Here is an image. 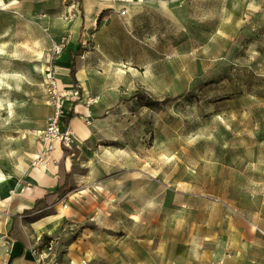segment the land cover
Instances as JSON below:
<instances>
[{
	"label": "rangeland",
	"instance_id": "obj_1",
	"mask_svg": "<svg viewBox=\"0 0 264 264\" xmlns=\"http://www.w3.org/2000/svg\"><path fill=\"white\" fill-rule=\"evenodd\" d=\"M144 1L127 21L106 10L74 43L88 82L56 72L64 103L97 110L103 145L164 174L165 196L215 195L264 230V0ZM82 16L78 0H0V172L17 182L40 149L34 129L55 114L47 72Z\"/></svg>",
	"mask_w": 264,
	"mask_h": 264
},
{
	"label": "crops",
	"instance_id": "obj_2",
	"mask_svg": "<svg viewBox=\"0 0 264 264\" xmlns=\"http://www.w3.org/2000/svg\"><path fill=\"white\" fill-rule=\"evenodd\" d=\"M81 2L83 16L72 24V44L57 61L63 83L70 77L69 49L85 35L99 32L101 14L111 10L127 21L147 5L144 0ZM124 7L126 14L121 15ZM83 101L67 99L59 122L75 136L65 160L67 186L51 202L44 200L34 208L37 199L58 188L61 143L52 152L56 163L48 169L32 167L24 181L12 185L20 191L13 192L6 205L11 210L0 235V264H36L33 249L47 238L58 240L62 264H264L263 229L250 225L229 201L215 195L165 196L170 186L164 174L154 176L151 164L133 163L128 155V162H122L118 148L103 145V116ZM16 215L19 231L14 234L23 239L8 235Z\"/></svg>",
	"mask_w": 264,
	"mask_h": 264
},
{
	"label": "built area",
	"instance_id": "obj_3",
	"mask_svg": "<svg viewBox=\"0 0 264 264\" xmlns=\"http://www.w3.org/2000/svg\"><path fill=\"white\" fill-rule=\"evenodd\" d=\"M127 8L120 10L121 15H125ZM61 48H57L56 52H60ZM57 67L51 65L47 72V82L51 88V98L55 104V114L50 117L47 123L40 128L34 129V133L40 140V149L32 165L34 167L48 169L52 163H56L52 152L55 150L56 143H61L64 147L70 148L73 145L75 136L71 127L66 126L63 129L60 127V118L63 114V94L59 89L58 80L56 76ZM99 96H88L86 104L97 103ZM86 122L90 123V116H86ZM53 242L44 244L40 248L33 249V254L36 257V264H62V259L58 256L53 248ZM70 264H80L72 261ZM132 264V263H128Z\"/></svg>",
	"mask_w": 264,
	"mask_h": 264
},
{
	"label": "trees",
	"instance_id": "obj_4",
	"mask_svg": "<svg viewBox=\"0 0 264 264\" xmlns=\"http://www.w3.org/2000/svg\"><path fill=\"white\" fill-rule=\"evenodd\" d=\"M82 0H78V2H81ZM100 19V18H99ZM69 54H70V77L72 78V82L74 86H78L79 84V80L77 77V65H76V58L77 55H79V50H73V49H69ZM69 119V116H67L65 118V121H67ZM70 154V150L67 147L63 148V156L60 158L59 160V185L56 191L51 192L46 194L42 199H37L36 203H35V207H37V205H39L42 201L46 200L47 202H51L54 198H56V196L67 186L68 184V174L65 170V160L66 157ZM64 178V183L61 182V180H63ZM29 209H25V211L27 212ZM18 217L19 215H16L13 221V225L12 228L9 230V237L11 239H23V237L20 235H15L14 231H19V226H18Z\"/></svg>",
	"mask_w": 264,
	"mask_h": 264
},
{
	"label": "bare ground",
	"instance_id": "obj_5",
	"mask_svg": "<svg viewBox=\"0 0 264 264\" xmlns=\"http://www.w3.org/2000/svg\"><path fill=\"white\" fill-rule=\"evenodd\" d=\"M128 1V0H127ZM129 1H134V0H129ZM96 18L93 16L92 17V24L95 23ZM85 71L84 70H79L77 72V76L81 82L82 85L86 86L88 79L85 76ZM87 112H90L89 110H87ZM16 182V178L13 172L9 171V170H3L2 172H0V207L2 208L3 205L5 204V206L7 205L8 201L10 200V198H12V192H16L15 187L13 188L12 185ZM10 187L12 189H10ZM22 208V205H21ZM3 231L2 229V220H1V216H0V233Z\"/></svg>",
	"mask_w": 264,
	"mask_h": 264
}]
</instances>
